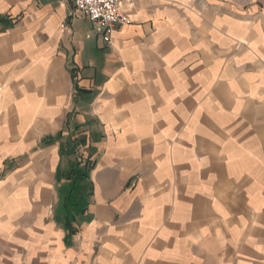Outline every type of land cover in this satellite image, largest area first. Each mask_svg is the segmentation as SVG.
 Masks as SVG:
<instances>
[{
    "label": "crops",
    "instance_id": "1",
    "mask_svg": "<svg viewBox=\"0 0 264 264\" xmlns=\"http://www.w3.org/2000/svg\"><path fill=\"white\" fill-rule=\"evenodd\" d=\"M0 0V264H264V0Z\"/></svg>",
    "mask_w": 264,
    "mask_h": 264
},
{
    "label": "built area",
    "instance_id": "2",
    "mask_svg": "<svg viewBox=\"0 0 264 264\" xmlns=\"http://www.w3.org/2000/svg\"><path fill=\"white\" fill-rule=\"evenodd\" d=\"M72 1L77 11L85 14L92 23L103 30V38L107 43H110V36L117 26L130 22L118 0Z\"/></svg>",
    "mask_w": 264,
    "mask_h": 264
}]
</instances>
